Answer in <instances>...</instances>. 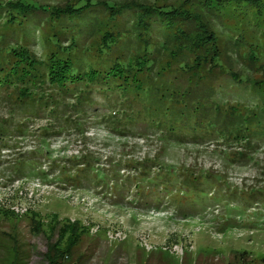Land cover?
I'll return each instance as SVG.
<instances>
[{
	"label": "rangeland",
	"instance_id": "374dc122",
	"mask_svg": "<svg viewBox=\"0 0 264 264\" xmlns=\"http://www.w3.org/2000/svg\"><path fill=\"white\" fill-rule=\"evenodd\" d=\"M78 1L0 0V5L5 9L27 3L42 11L32 51L43 56V34L53 29L43 9H62ZM90 1L180 4V0ZM229 26L254 37L251 43H264V18L238 15L224 22L226 32ZM80 40L93 50L92 36ZM231 63L238 65L236 58ZM252 79H262L261 74ZM223 85L225 100L242 104L250 100L246 93L228 90L226 81ZM49 94L37 93V99H50ZM95 97L96 113L91 103L84 115L71 109L76 100H61L65 116L56 121L50 105L38 115L18 113L20 98L0 91V264H49V247L62 245L64 253L70 235L64 231L73 225L81 234L78 240H69L77 242L59 264H264L259 259L264 257V140L247 144L217 138L207 144H176L143 127L121 136L105 121L113 115L107 102ZM118 115L110 121H117ZM87 166L90 176L94 166L100 172L119 170L126 179L147 167L152 176L165 175L175 191L153 190L146 202L133 186L121 194L94 185L93 177L76 182L78 175H86L80 171ZM178 174L199 181L208 177L216 188L207 195L221 194L218 201L201 202L193 209L184 197L183 205H177ZM192 198L198 201L203 195L196 192Z\"/></svg>",
	"mask_w": 264,
	"mask_h": 264
},
{
	"label": "trees",
	"instance_id": "16d2710c",
	"mask_svg": "<svg viewBox=\"0 0 264 264\" xmlns=\"http://www.w3.org/2000/svg\"><path fill=\"white\" fill-rule=\"evenodd\" d=\"M33 8L27 3H12L5 9L0 5V91L20 98L18 113L38 115L50 105L49 112L58 121L65 116L61 100H76L71 109L84 115L91 103L95 110L97 95L113 112L106 119L97 118L108 121L121 136L143 127L176 144H207L217 138L247 144L264 140V43L249 42L255 38L239 29L223 28L225 21L238 15L263 19L264 0H180L177 7L79 0L62 9H43L53 28L43 34V56L32 51L43 23L42 11ZM83 35L94 38L93 50L80 40ZM254 74L262 79L253 80ZM225 81L228 90L248 94L247 104L225 100ZM43 92H50V99H37ZM117 115V121H110ZM140 169L126 179L119 170L100 172L94 166L90 176L87 166L80 171L86 175H78L76 182H90L93 177L94 185L121 194L133 186L146 202L153 190L173 194L174 185L165 175L152 176L147 167ZM178 179L180 189L174 196L179 206L184 197L193 208L218 201L221 195L208 196L216 188L208 177L199 181L178 174ZM190 188L203 198L191 200ZM66 232L70 234L63 245L66 251L61 253L62 245L49 247V264H59L77 242L69 240H78L81 234L74 225Z\"/></svg>",
	"mask_w": 264,
	"mask_h": 264
},
{
	"label": "built area",
	"instance_id": "2783aa9c",
	"mask_svg": "<svg viewBox=\"0 0 264 264\" xmlns=\"http://www.w3.org/2000/svg\"><path fill=\"white\" fill-rule=\"evenodd\" d=\"M16 211H19V210H16Z\"/></svg>",
	"mask_w": 264,
	"mask_h": 264
}]
</instances>
